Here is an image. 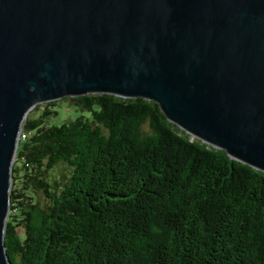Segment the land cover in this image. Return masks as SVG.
<instances>
[{
    "label": "trees",
    "instance_id": "obj_1",
    "mask_svg": "<svg viewBox=\"0 0 264 264\" xmlns=\"http://www.w3.org/2000/svg\"><path fill=\"white\" fill-rule=\"evenodd\" d=\"M66 101L78 115L50 124ZM22 132L11 264H264V173L191 138L157 104L67 97Z\"/></svg>",
    "mask_w": 264,
    "mask_h": 264
},
{
    "label": "water",
    "instance_id": "obj_2",
    "mask_svg": "<svg viewBox=\"0 0 264 264\" xmlns=\"http://www.w3.org/2000/svg\"><path fill=\"white\" fill-rule=\"evenodd\" d=\"M89 94L151 101L264 173V0H0V264L29 111Z\"/></svg>",
    "mask_w": 264,
    "mask_h": 264
},
{
    "label": "rangeland",
    "instance_id": "obj_3",
    "mask_svg": "<svg viewBox=\"0 0 264 264\" xmlns=\"http://www.w3.org/2000/svg\"><path fill=\"white\" fill-rule=\"evenodd\" d=\"M44 105V103L36 104L34 107L31 108V110L28 113V116H30V119H35L40 113L41 108ZM39 106L38 110H35ZM73 102L72 101H66L61 102L58 107V116L53 118L51 121H48L50 124L58 125L62 123L65 120H72L76 117L77 112L73 109ZM145 130H147V127H145Z\"/></svg>",
    "mask_w": 264,
    "mask_h": 264
},
{
    "label": "built area",
    "instance_id": "obj_4",
    "mask_svg": "<svg viewBox=\"0 0 264 264\" xmlns=\"http://www.w3.org/2000/svg\"><path fill=\"white\" fill-rule=\"evenodd\" d=\"M26 137H27V134H26V133H23V132L21 131L20 136H19V142H20V140H21V141H24V140L26 139Z\"/></svg>",
    "mask_w": 264,
    "mask_h": 264
}]
</instances>
